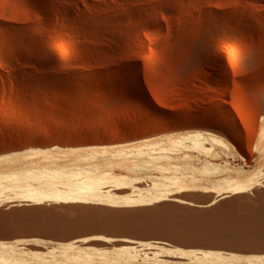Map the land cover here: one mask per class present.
I'll use <instances>...</instances> for the list:
<instances>
[{
	"label": "rangeland",
	"instance_id": "rangeland-1",
	"mask_svg": "<svg viewBox=\"0 0 264 264\" xmlns=\"http://www.w3.org/2000/svg\"><path fill=\"white\" fill-rule=\"evenodd\" d=\"M263 116L264 0H0V155L155 148L128 152L146 160L121 165L107 188H84L77 167L38 178L22 159L29 190L0 179V264H71L75 252L113 264H264V162L257 169L251 153ZM173 134L214 151L172 152L161 141ZM172 173L214 175L217 187L239 173L248 185L164 193ZM82 188L89 200L56 194Z\"/></svg>",
	"mask_w": 264,
	"mask_h": 264
},
{
	"label": "bare ground",
	"instance_id": "bare-ground-1",
	"mask_svg": "<svg viewBox=\"0 0 264 264\" xmlns=\"http://www.w3.org/2000/svg\"><path fill=\"white\" fill-rule=\"evenodd\" d=\"M139 92H140L141 97H142L143 101L145 102V104L148 107L152 108L154 111H156V113L159 116L166 114V113L165 114L159 113V111H157L156 108L149 102V100L146 97V95L144 94V92H142V90H140V89H139ZM193 118L194 117L191 118V116H182V120L183 121H186V122H195ZM254 130H255L256 138H255V143L252 146V150L253 151L251 152V148L249 149V147H248V150H250V152L252 153V156L254 155L253 154L254 150L257 151L258 157L260 158V162H261L259 164L258 168H257V169H259L260 167L263 166V162H264V116L262 117L259 126L256 127ZM193 134H194V137H198V138H200L203 135L199 131H193ZM184 136L185 135H183V134H177V135L176 134H173V135L168 136L165 139H162L161 142L165 143L166 144L165 147H167L168 150H170L172 152H180V153L186 152V150L189 149V147H194L199 152H203V154L204 153H207V154L208 153H211V151L213 150V148L208 147V146L200 143V141L198 139H196V140L194 139L195 141L194 140L191 141V142H193V146L186 145L187 143L184 140L185 139ZM216 136H217V134L210 133V134H207V136L204 137V138H205V140L207 142H211V141H214L215 140ZM221 136H223V135H221ZM221 136H220V139H218V140H221V138H222V141L221 142H223V140L224 141H227L226 138L221 137ZM238 141H239V144H238V147H237V145L235 146V150L237 152H241V151L244 152L245 150L243 149V146H242L241 141L240 140H238ZM165 144H163V145H165ZM152 147H153V149H155L152 140H144V141L139 142L137 144H133L132 143L130 145H125L124 148H123V150H126V152H124L123 154L121 153L122 154V157L120 156V158H118L117 156H115L117 158H113V157H109L108 158V157H105V155H107V153L113 152L112 148H109V147H103V148H100V149L97 148V147H90V148H88L86 150H81V151H76V150H71V151H65V150L43 151L42 150L41 151V150H37V151L29 152V153H22V154H16V155H8V154L7 155H0V169H4V171H2V173H0V179H4L7 182V184L9 185V187H11V188L22 187L23 186V187L28 188V190H29V188L32 187L31 182H29L27 179L20 178V175H19L20 173H18V170L20 168H22L23 167V164H24V162L22 161V159H26L27 162H29L30 165L32 166V169L33 170H36V171L39 170V172H40L39 175H41V176H38V178H40V177H49L51 180L61 181L62 179L59 180V178L57 177V175L63 173V171H62L63 168H76L77 167V168H79L80 173L76 175V179H78V177L80 178V184H82L84 188L87 189L88 187H92L95 184H97V185L99 184L100 186L103 185V187H106L104 185H107V183L111 182V179H113L116 176V174H118L117 169L121 165H127L128 164L130 166L131 165V164H129L130 162H132V163L135 162V161L137 163L140 162V161L142 162L143 155H140V156L134 155V156H132V154H128V152H131L134 149H136V150H142L144 148H152ZM161 147H162V145H161ZM192 149H190V150H192ZM113 154H114V152H113ZM185 154H186L187 157H189V155L187 154V152ZM192 156H194V155H192ZM145 157H147L146 154H145ZM183 158H185V157H183ZM170 159H172V158H170ZM198 159H200V158H198ZM144 160H146V159H144ZM144 160H143V162H144ZM154 160H156V158ZM207 161H209V160H206V163H208ZM3 162H6L8 164V166H3L2 165ZM157 162H159V161H157ZM210 162L211 161H209V163ZM148 163H149V161H148ZM162 163L164 164L165 162H162ZM156 166H159V164L156 165ZM130 168L132 169V167H130ZM133 168H134V166H133ZM136 168L137 167H135L134 170ZM119 170H120V168H119ZM138 170L140 171L141 169H138ZM182 174L183 175L180 176V174L177 175V173H176V175H173V173H172V175L168 176L166 178V180L164 179L165 181H168L169 183H171V186L172 187L170 189H168L167 191L162 190V192L165 191L164 193H174V192L177 193V192L185 191V190H188V189L189 190H192V189H195V190L198 189L199 190V188H200L202 190H204V189L212 190V191L224 190L226 192L232 191V192H235L236 193V192H239V191L244 190L245 188H247V185H248V183H245L244 180H243V178L240 177L239 173H238V175H235V176H233V175L230 176V177L227 176L228 177L227 179H229V180H227L228 181L227 185L225 184L226 182L224 183L226 185L224 187H221V186L217 187V186H215L217 184H214V182L216 183V181H219L220 178H218V177H216L214 175L209 176V177H204V176L202 177L201 176V177L197 178V177H194V176H187V173H186V175L184 173H182ZM213 178H215V179L213 180ZM73 179L76 180L75 177ZM62 183H63V181H62ZM250 183L251 182H249V184ZM82 185H81V187H82ZM7 186H5V187H7ZM48 187H50V186H48ZM84 188L80 189L81 191H79V192L77 191V190H79V188H77L76 191L74 189L75 192H71L72 190H69V191H58V192H56V194L60 198H65L66 200L72 198V199H75V200L77 199V200H80L81 201L82 199H87L88 198V195H87V192L88 191L86 190V192H84L85 191ZM70 189H73V188H70ZM101 189H102V187H101ZM109 189L110 188H108V190ZM108 190L106 191V189H105L106 192H108ZM110 191H111V189H110ZM35 192H37V191H35ZM42 192H44V191H42ZM94 193L95 192L93 191V194ZM38 194H41V192H38ZM56 194H54V196ZM31 195H33V191L31 192ZM35 195H37V194L35 193ZM46 195H47V197L51 196L50 192H47V194H45V197H46ZM14 196H15V194H14ZM17 196L18 195H16V197ZM42 196H44V195H42ZM108 197H109L108 199L111 201V203H112V201H115V203L120 201V199H119L120 197L119 198L116 197L114 200L112 199V198L115 197L114 195H111L110 196V194H109ZM12 198H13V195H12ZM55 198H56V196H55ZM101 198H103V195H102ZM126 199L127 200H135L136 198L126 197ZM88 200H89V198H88ZM40 254H41V252H40ZM75 254L77 255V259L76 260H71L72 261L71 264H85L83 262V260L85 261L86 258L90 259V261H87V262H90V264H113L110 261V257L108 255L107 256H101V255L98 256L97 255L98 256L97 257L94 253H87V255L86 254L79 255V253L75 252ZM41 255L42 256H45L46 254L45 253H42ZM84 255H86V257ZM213 255H212V253H208V254H205V256L202 257V258L206 261V260L212 259ZM55 257H57V255ZM46 259L48 260V258H46ZM49 259H50V257H49ZM54 259H56V258H54ZM120 260H122V259H120ZM69 261H67V262H69ZM8 264H10V263H8ZM43 264H46V261H44ZM60 264H65V263H60Z\"/></svg>",
	"mask_w": 264,
	"mask_h": 264
}]
</instances>
